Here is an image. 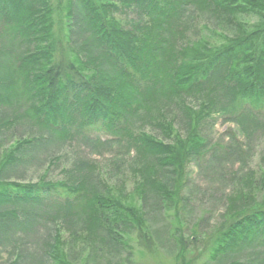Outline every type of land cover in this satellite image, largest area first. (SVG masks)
I'll use <instances>...</instances> for the list:
<instances>
[{
	"label": "trees",
	"instance_id": "1",
	"mask_svg": "<svg viewBox=\"0 0 264 264\" xmlns=\"http://www.w3.org/2000/svg\"><path fill=\"white\" fill-rule=\"evenodd\" d=\"M67 9L77 18L70 17L72 26L56 34L49 0H0V37L8 36L4 31L8 27L14 40L26 44V54L15 60L16 68L11 63L7 73L16 78L11 86L18 87L19 95L0 85V109L20 110L21 102L25 103V116L55 129L66 141L76 138L75 134L81 136V130L87 127L100 125L110 140L102 143L100 139L81 137L97 145L126 139L140 162L141 182L136 192L143 202L150 194L162 198L164 209L185 186L189 163L211 156L234 159L240 162L241 171L245 168L241 159L249 156V145H240L235 136L238 131L249 141L256 134L253 123L264 120V0H70ZM114 12L135 16L121 25ZM200 13L227 25L231 33L217 44L210 43L208 37L192 40L190 29L182 21ZM244 14L259 16L260 22L253 30L238 20ZM62 37L66 42L64 53L60 52ZM165 40L173 47L169 53V46L165 50L161 45ZM0 54L5 55L3 48ZM191 96L200 100L197 109L186 102ZM154 101L157 105L161 101L175 105L182 118L189 120L183 121L184 133L172 134V124H165L166 129L162 111H155L150 117L156 126L153 130L173 139L165 142L145 133L132 134L128 120L147 102H151L145 107L149 113ZM69 111V117L63 119L62 114ZM215 116L236 127L228 132V143H210L202 132L205 122ZM12 158H6L4 164ZM237 180L238 185L228 197L235 208L238 200L252 196L257 186L250 171ZM260 186L264 193L263 179ZM77 191L61 184H10L0 180V225L34 234L50 220L64 222L78 213L71 203ZM60 195L62 203L58 202ZM79 198L81 203L77 204L88 216L93 239L99 236L104 245L128 248L117 230L134 222L138 238L152 253V243L143 233L140 209L134 206L127 215L124 205L94 191ZM228 214L213 236L215 259H227L253 248L249 243L264 249V195L258 207ZM0 231V237L9 232ZM102 231L106 234L100 235ZM58 232L56 229L51 249L63 243ZM52 254L58 257L59 251Z\"/></svg>",
	"mask_w": 264,
	"mask_h": 264
},
{
	"label": "rangeland",
	"instance_id": "2",
	"mask_svg": "<svg viewBox=\"0 0 264 264\" xmlns=\"http://www.w3.org/2000/svg\"><path fill=\"white\" fill-rule=\"evenodd\" d=\"M69 1L49 0L54 11L56 34L60 29L72 24L71 18H77L76 13L69 14ZM200 15L192 19L187 16L182 21L183 26L186 24V28L190 29L189 37L192 40L208 37L210 43L217 44L231 33L232 29L227 25L204 13ZM134 16L131 12H114V17L121 25L129 19H134ZM238 17L250 30L260 22L257 14ZM8 29L4 28L8 36L0 37V48H3L5 53L0 54V85L16 90L19 95L18 87L11 86L16 83V78L14 80L13 75L7 73L12 69L10 64L16 68L15 60L26 54V44L24 45L21 39L14 40ZM60 42H63L60 52L64 53L66 42L63 37ZM162 42L163 49L166 50L169 46V53L173 47L166 40ZM2 93L5 97L4 89ZM191 97L186 102L197 109L200 100H197V96ZM24 104L21 102L20 110L6 107L0 109V180L10 184L53 183L74 188L78 191L71 197V203L74 207L76 205L78 213L75 217L64 219V222L54 223L50 220L43 223L34 234L23 230L14 231L0 225L1 230L9 231L0 237V264H226V261L264 264V249L255 246L256 244L253 246L249 243L253 248H246L221 260L215 259L212 251L214 233L222 220L229 217L228 213L258 207L264 195L260 186V180H264V120L253 123L256 134L249 141L236 131L235 137L241 142L240 145H249V156L241 159L245 163L242 171L240 162L234 159L217 160L209 156L198 162L193 161L187 166L185 186L164 209L160 205L164 203L162 198L150 194L143 202L141 195L136 192V187L141 182L140 162L136 161L134 150L130 149L125 138L122 142L97 145L81 137L86 135L87 139H100L102 143L110 140L111 136L106 134L104 127L100 125L87 127L84 131L81 130V136L75 134L76 138L66 141L54 132L55 129L34 123L31 118L25 116L26 107H22ZM146 105H140L138 111L128 120L133 135L145 133L165 142H168L169 138L173 139L160 130H153L156 126L152 124L154 122L150 117L155 111H162L165 122L161 123L164 126L166 124L170 127L172 124L169 128L172 134L185 132L183 121L189 120L182 118L175 105L164 101L157 105L154 101L149 113ZM75 111L73 108V112ZM69 114L70 111L63 113V119L69 117ZM77 114L81 115L78 112ZM235 128V125L225 118L215 116L205 122L202 132L210 143H228L227 134L229 131H235ZM10 156L13 157L11 162L4 164L5 159ZM248 171L255 184L257 183V186L253 184V195L239 199L238 208L231 207L228 199L238 185L237 177H246ZM81 187L84 189L81 190ZM92 191L104 199L115 200L124 205L127 215L129 209L134 206L140 209L143 233L147 234L152 243V253H148L149 250L138 238L134 222L127 224L125 228L118 226L117 230L120 236H124L128 248H113L112 244L104 245L102 237H91L87 226L88 216L79 209L80 205L77 203H81L79 196H86ZM57 198L58 202L62 203L63 196ZM24 208L31 210L30 207ZM56 229L60 231L57 234L63 243L59 248L55 245L56 248L51 249ZM99 234L106 233L102 231ZM191 241L195 242L190 243ZM53 251H59L58 257L52 254Z\"/></svg>",
	"mask_w": 264,
	"mask_h": 264
}]
</instances>
